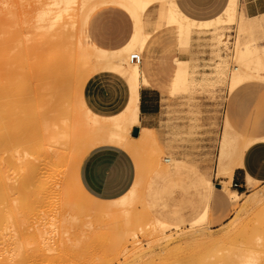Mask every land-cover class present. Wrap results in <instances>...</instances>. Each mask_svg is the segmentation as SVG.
Masks as SVG:
<instances>
[{"label":"rangeland","instance_id":"374dc122","mask_svg":"<svg viewBox=\"0 0 264 264\" xmlns=\"http://www.w3.org/2000/svg\"><path fill=\"white\" fill-rule=\"evenodd\" d=\"M50 1L0 0V32L2 30L4 32L7 24H10V22L15 25L12 26L10 24L12 26L10 27L13 28V33H11L12 30L9 27L10 33L6 32L4 35L2 34L3 32L0 33V83L6 82L4 84L6 85L13 78L11 83L8 84V86H12L13 88L8 87L9 91L5 94H1L0 92L1 95H4L3 97L0 95V108L2 109V111L0 109V117L3 116L4 118L5 116L4 119L1 117L2 125L6 126L5 131H7V128L10 130V128L15 127L22 116L27 121L31 120L28 123L33 125L36 123V120L30 113L35 112L34 115L37 118L38 116L44 117H39V122L37 119L40 133L43 134V129L47 125H51L50 128L49 126L46 128L48 136H51L53 132L55 134L54 137L58 135L57 142H50V146L52 147L50 150L56 148L59 151L61 150V152L63 151L60 158H57L58 160L52 154L53 151H51L45 155L48 162L46 159V161L42 160V158L41 161H37L40 158L35 155V151H33L35 148L29 147L34 152L32 154L31 150H28L29 148L27 149L26 147L29 143H24H27L26 140H21L23 141V145H26H24L26 147V149L24 148L25 151L23 150V145L18 147L17 144V148L15 147L19 141L15 139L13 141L15 148L9 152H7L9 145L2 143V140L0 141V154L2 152V156H0L2 163L0 162V166H2L3 162L4 164L7 162L5 160L7 157L11 158L10 162L9 160L7 162L8 165L3 164L4 168H1L6 174V183L8 182L7 184L11 185L10 181H12L13 184L19 175L22 176L27 172L26 174L30 175L32 181H30L29 185L31 187L28 186V190L34 191L38 195L40 194V198L45 202L40 204V207H37L40 211L38 212L36 209L37 214L32 216L33 220L32 218L31 220L34 223L31 220V223H25V226L17 223L19 227L16 225L14 227L16 230L13 228V231H16H12L13 234H17L18 230L23 229L21 228L22 226H24L25 229L23 231L26 230L25 232H27L26 228L30 227L28 231L30 233L32 231L34 234L32 233V236L29 233V235L34 239L37 237V228L41 227V231L46 230V233L44 232L43 236L41 235L37 238L41 239V237H44L43 239H45L46 237L45 241H49L50 244L56 241L55 235L59 236L61 230L67 231L64 232V240L71 239L70 243L68 241L63 244L64 251H62L64 253L54 249L53 251L56 252H53L55 253L54 256L52 250L51 252L44 250L45 252L42 251L37 255H32L30 264H40L41 260H43L41 264H58L59 262L60 264H241L244 261L243 257L245 253L246 255L248 253L247 251L256 248L259 243H264L262 235H260L264 231V177H262L261 173L253 172L251 175L258 182L248 178V182L244 183L242 187H235L231 182L230 188L242 192L237 208L232 207L226 194V202L229 206L220 204L218 198L222 192L219 190H214L213 197L209 199V202L205 198L208 190V181L213 182L214 189H216V185L222 179V173L226 169L237 165L241 146L244 147L245 136L247 138L254 137L259 133L250 130V127L256 108L259 105L264 107V80L256 81L238 90L234 89L236 90L235 92L228 87L230 69L233 64L237 63L235 60H232L235 38H238L241 43L251 44L255 43V38L258 36L255 32L247 33L239 28L240 24L246 25L250 22V16L245 15L240 19V22L236 20L234 24L227 25V20H224L228 15V6L226 4L223 11L214 18L195 20L184 14L180 10L176 2L177 0H175L178 10L181 11L178 15L182 20L187 21V24L191 28L189 29L190 47L180 49L179 42L182 29L179 25L171 23L172 21L169 22V17L166 18L165 16V10L170 4L172 5V0H158L151 8L149 7L150 9L148 8L149 11L147 9L146 13L141 14L142 35L146 38L143 47L144 51L143 48L141 49L136 46V48L127 54L137 53L141 55L142 61L140 67L143 73L142 64L150 62L151 53L155 52L159 61V68L153 66L155 75L153 81L155 83L157 80L161 81V83L157 84V89L161 94L166 96L162 100V130L156 133L157 151L152 149L151 151L149 149L143 151L131 144V142H134L132 140L134 128L126 134V132L120 133L116 127L118 119L116 115L122 112L128 104L130 96L129 83L109 68L93 71L83 64L87 63L85 62L86 59L80 56L82 53H85L88 41L106 50L123 46L133 30L134 18L131 16V13L126 6L122 5L121 0H95L94 2L87 0V3L83 7L89 8L91 3L92 5L90 6L91 9L89 8L90 10L85 8L86 12L81 10L83 7L80 8L81 6H79L81 5V0H75L74 3H76L77 7L75 4L72 5L73 8L75 6V10L72 9V11L66 14V17L53 20V18L55 19L53 17L55 11H51L53 9H51L52 2ZM47 2L48 5H46ZM234 3L237 13L240 16L244 14V11L240 9L239 0H234ZM47 9H50L49 14L47 13L48 16L42 18L40 13L42 12L41 14L43 15V12ZM5 10L6 12L8 10L9 12L14 11V14L10 13L14 15V18L12 16L8 18L7 15L9 16V14L7 12L6 15ZM77 10L83 11L84 14H80V11L78 12ZM73 17H75V20ZM62 19L66 20V22ZM144 19H149L150 23H145L143 28ZM218 20L220 21L217 22ZM256 20L260 24H264V17L258 16ZM37 25L38 27L40 25L42 27L38 28ZM10 38H14L12 42L9 41ZM60 45L61 47H59ZM11 46L12 51L9 49ZM25 46L27 53L22 51L23 49L25 50ZM74 49L77 50L75 51ZM71 50L74 52L72 53ZM11 52L16 54H11ZM66 53H70L73 56L71 57V55H67ZM11 57H14V64L6 65ZM184 57L188 59L186 62ZM26 60L28 61L26 62ZM70 61L72 62L70 63ZM54 62H58L59 65L61 64L59 71H62V73L67 72L64 73L65 75L59 76L60 78L58 79H55V76L51 74V71L54 70L51 64ZM2 68L7 70L6 73ZM8 68L14 72H10ZM48 70H50V75ZM15 71L17 72L15 73ZM21 72H24V74ZM19 75L20 78L18 77ZM21 75H24V77ZM48 82H51V84ZM18 84L19 87L17 88ZM21 84L24 85L23 90L20 88ZM43 84L45 85L42 88ZM55 86H58L57 90ZM142 86L147 85L144 82H140L138 90ZM244 89L255 92V94L247 96ZM25 92L26 95L24 94ZM11 93L16 96L11 95ZM27 95L28 97H26ZM33 95L35 97H32ZM58 99L57 106L56 101ZM13 100L18 102L14 103ZM21 102L23 105H21ZM38 103L41 105H38ZM25 106L26 108H24ZM85 107L94 114V117H88L87 108ZM5 108L7 111L11 109L9 116H6L7 112ZM17 108L24 109L19 111ZM15 109L18 111H15ZM24 111H29L30 113L26 112V114ZM37 112L39 113L37 114ZM46 112H49L48 115ZM13 113L18 114L19 119L16 115L13 117ZM61 115L63 116L62 118ZM227 116L232 122L233 129L241 137L234 131L226 128L228 126ZM59 118L61 119L59 120ZM64 120L66 121L65 124ZM261 120H264V116H262ZM14 121H17V123ZM2 122H0V126ZM14 123L15 125H12ZM53 123H55V126ZM244 129L249 130L246 131ZM57 130L61 132L59 133ZM62 130H66V132L63 133ZM65 133L67 134L65 135ZM61 134H63V137H60ZM124 136L126 138H123ZM1 145L6 147L3 148ZM98 146L120 147L132 156L135 168L133 183L125 193L116 198L100 199L92 196L80 182V164L86 154ZM258 148H264V142L254 143L244 152L243 160L246 159L247 164L249 163L247 160L248 154ZM17 149L22 150H18L19 152H17L19 156L20 154L22 155L18 157L19 159L21 158L20 161L23 160L21 162L24 165L17 159L18 153L15 152ZM26 150L28 153H26ZM23 152L26 155L28 154L27 157L32 156L24 161L22 159L25 158ZM261 153V155L254 158L252 163H254L256 168H260V171H264V152ZM13 154L15 158L12 156ZM51 154L52 156H49ZM168 156L172 157L174 161V165L170 166L169 169L170 171H174L173 175L172 172L171 174L165 173L170 164L165 162L164 158ZM32 157L33 159L35 157L37 159L35 161L38 163L31 159ZM15 160L18 161L16 162ZM26 160L31 162L27 163ZM157 162L158 164H156ZM26 166L27 168L25 169L24 167ZM7 168L11 170L8 171ZM39 173L42 175H39ZM9 175L12 179H9ZM54 181H56L55 184H58V186L54 184ZM43 183L47 185L44 187ZM36 185L37 187H35ZM253 199H257L258 203L253 202ZM2 205L0 204V210L5 209V204ZM204 207L207 208L204 218L196 222L195 220L199 218V213H201L200 211ZM46 208L47 211H45ZM60 208L61 210H59ZM2 210L1 212H3ZM55 210L58 211L55 218L57 221L56 230L59 227L58 232H55L51 223L53 220L51 217L55 213ZM127 210L130 212L129 217L138 221V226L133 225L128 227L125 225L124 213ZM46 213H50L51 216L47 214V217L44 218ZM234 219L236 222H234ZM39 220L42 221L37 222ZM158 220L165 222L169 227H160ZM230 221L233 224L238 222V225L232 226L233 224ZM227 222L228 225L226 224ZM31 224L32 227L35 224L33 229L30 226ZM198 224H201V226L198 227ZM38 225L40 226L38 227ZM230 227H236L235 230L232 229L234 233H232L233 231H229L231 230ZM49 228L52 229L50 230ZM127 228H130L131 231L135 230L136 232L133 231V234L136 237L129 233L130 229L126 230ZM48 229L51 233H49ZM8 231L10 229L6 232L8 233ZM218 232L219 236L217 235ZM224 232H226L227 238L223 237L221 240L224 242L222 243L220 242V237L224 236ZM221 233L223 234L221 235ZM49 234L52 236L50 235L49 237ZM125 234H129L130 236H127V238ZM199 237L202 240L205 238V240L201 242ZM194 239H198V241L195 240L196 242L193 241V243L191 240ZM206 240L208 242H205ZM215 240L220 244L213 242ZM185 243L190 246L192 243L191 248ZM30 246V248L34 246L36 248V245L34 244L33 246V243ZM262 250H264V247H262ZM32 251L31 253L36 250ZM68 251L72 253L70 254ZM42 253L43 255H40ZM59 254L62 257L61 261ZM72 257L75 259H71ZM47 260L49 261L47 262ZM58 260L59 262H57ZM32 261L33 263H31Z\"/></svg>","mask_w":264,"mask_h":264},{"label":"bare ground","instance_id":"6f19581e","mask_svg":"<svg viewBox=\"0 0 264 264\" xmlns=\"http://www.w3.org/2000/svg\"><path fill=\"white\" fill-rule=\"evenodd\" d=\"M39 1V0H38ZM44 1V0H43ZM87 0H81L80 1V3H81V5H79V6H81L80 8H82L83 6H85V4L87 3L86 2ZM91 2H94L95 0H90ZM156 1H158V0H121L120 2L122 3V5H124V6H126V8L129 10V12L131 13V16L134 18V23H135V29H134V33H133V35H132V37H130V40H129V42L127 43V44H125L123 47H121V48H119V49H115V50H106V49H102V48H99V47H97L96 45H94V44H92V43H88V47L87 48H85V53H82L80 56L81 57H83V58H85L86 59V61L85 62H87V63H83L84 65H86V66H88L89 68H91L93 71H95L96 69H102V68H109V69H111V71H113L114 73H116V74H118L119 76H121L122 78H124V79H126L127 80V82L129 83V86H130V96H129V100H128V104H127V106H126V108L122 111V112H120V113H118L116 116H118V119H117V123H116V127L118 128V131L120 132V133H124V132H126V134H128L130 131H131V129L132 128H135L136 126H139L140 125V109H139V102H140V94H139V90H138V84L140 83V82H144L147 86H149V83H148V81H147V79H146V77L144 76V74L142 73V71H141V67H140V63L138 64V63H135V62H132L131 61V55H132V53L131 54H127L128 52H131V50L132 49H134V48H136V46L137 47H139V48H143L144 47V42L146 41V38L142 35V18H141V14L142 13H144L149 7H151ZM229 1L230 0H228V2H227V10H228V15H227V17L226 18H224V20L226 19L227 20V25H232V24H234V22L237 20V22H240V19L242 18V17H244L245 15L247 16V14H246V12L244 11V14H241V16H240V14H238L237 13V10H235V3H234V0H231V2L229 3ZM49 2V1H48ZM48 2L46 3V5H48ZM50 2H52V5H51V3H50V5L53 7H51V9H53V10H51V11H55L53 14L55 15H53V17H55V19L53 18V20H57V19H61V18H63L64 16L66 17V14L67 13H69L70 11H72V9L73 10H75L74 8H75V6L77 7V5H76V3H74L75 2V0H51ZM77 2V1H76ZM96 2H98V1H96ZM100 3V2H99ZM75 4V6H74V8H73V6L72 5H74ZM126 4V5H125ZM45 5V4H44ZM91 5H92V3H91ZM90 5V6H91ZM121 5V4H120ZM78 6V7H79ZM90 6H89V8H90ZM123 6V7H124ZM46 8V7H45ZM50 8V7H49ZM85 8H88V7H85ZM85 8L83 7L81 10H83L84 12H86L85 11ZM88 8V9H89ZM32 9V8H31ZM91 9V8H90ZM89 9V10H90ZM33 10V9H32ZM50 10V9H49ZM49 10L47 9L45 12H43V15L40 13V15L42 16V18H44V16H48V14H49ZM81 10H79L80 11V14H84L83 13V11H81ZM87 10V9H86ZM11 11V10H10ZM38 11V10H37ZM36 11V12H37ZM78 11V10H77ZM78 11V12H79ZM5 12H6V10H5ZM7 12H8V14H9V16L7 15ZM6 12V15H7V17L9 18V17H13L14 18V11H12V12H9V10ZM25 12V11H24ZM33 12V11H32ZM77 12V13H78ZM177 12H178V8H177V6H176V3H175V0H172V5L170 4L169 5V7L165 10V16H166V18L167 17H169L168 19H170V21L169 22H171V23H174V24H176V25H179L180 26V28L182 29V33H181V37H180V42H179V44H180V46H179V48L180 49H187V48H189L190 47V41H189V28L188 27H186L185 26V24H183L182 22H181V20L179 19V17H178V15H177ZM10 13H13L12 15L10 14ZM48 13V14H47ZM75 13V12H74ZM47 14V15H46ZM50 14H52V12H50ZM27 15H29V14H27ZM73 15H75V14H73ZM49 16H51V15H49ZM70 16V15H69ZM258 16H261V17H264V14H260V15H256V16H250L249 17V23L248 24H246V25H239V28H241V29H243V31L244 32H247V33H251V32H255L256 34H258V36L255 38L256 39V41H255V43H251V44H247V43H241L240 42V40L237 38H235V42H234V47H233V54H232V60H235L237 63L236 64H233L232 65V68L230 69V74H229V80H228V87L231 89V90H234V89H237V88H239L240 86H243V85H245V84H248V83H254V82H256V81H259V80H264V24H260V22H258L256 19H257V17ZM29 17H31V16H29ZM36 17H37V15H36ZM39 17V16H38ZM52 17V16H51ZM18 18V17H17ZM32 18H33V15H32ZM40 18V17H39ZM72 18V17H71ZM81 18H82V15H81ZM16 19V18H15ZM49 19V18H48ZM73 19L75 20V17H73ZM10 20V19H9ZM42 20V19H41ZM63 20V19H62ZM61 20V21H62ZM74 20H73V22H74ZM80 20V19H79ZM11 21V20H10ZM9 21V22H10ZM19 21V20H18ZM18 21H16V22H18ZM23 21V20H22ZM31 21H32V19H31ZM44 21V20H43ZM51 21V20H50ZM61 21H59V22H61ZM63 21H65L66 22V20H63ZM14 22V21H13ZM34 22V21H33ZM38 22V21H37ZM57 22V21H56ZM52 23V22H51ZM76 23V22H75ZM81 23V22H80ZM10 24L12 25V26H15V25H13L14 23H12V22H10ZM9 23L7 24V27H6V30L3 32V30H2V32H0V33H2L3 35L4 34H6V32L7 33H10V31H11V33H13V28H11L12 26L10 25ZM53 24V23H52ZM55 24V23H54ZM59 24V23H58ZM82 24H83V22H82ZM11 26V27H10ZM22 26V25H21ZM73 26H75V25H73ZM85 26V25H84ZM8 27H9V29L11 28V30H8ZM37 27H38V25H37ZM42 26L40 25V27H38V28H41ZM70 27V26H69ZM20 28V27H19ZM58 28V27H57ZM75 28V27H74ZM54 29H55V27H54ZM65 29V28H64ZM25 30V29H24ZM70 30V29H69ZM72 30H73V28H72ZM76 30V29H75ZM18 31H20L19 29H18ZM30 31V30H29ZM74 31V30H73ZM33 32V31H32ZM63 32V31H62ZM71 32V31H70ZM14 33H16V32H14ZM22 34H23V32H21ZM51 33V32H50ZM58 35V34H57ZM64 35V34H63ZM36 36V35H35ZM45 36V35H44ZM48 36H50L49 34H48ZM69 37V36H68ZM23 38V37H22ZM27 38V37H26ZM14 38H10L9 39V41L10 42H12V40H13ZM29 39H31V38H29ZM56 39V38H55ZM54 39V40H55ZM21 40V39H20ZM52 40V39H51ZM63 40V39H62ZM70 40V39H69ZM72 40H73V37H72ZM8 41V42H9ZM18 42V41H17ZM22 42H24L23 40H22ZM55 42H57V41H55ZM59 42V41H58ZM25 43V42H24ZM31 43V42H30ZM42 43H44V42H42ZM14 44V43H13ZM16 44V43H15ZM32 44V43H31ZM64 44V43H63ZM11 45V44H10ZM17 45V44H16ZM35 45V44H34ZM62 45V44H61ZM61 45L59 46V47H61ZM20 46H21V44H20ZM33 46V45H32ZM83 46V45H82ZM19 47V46H18ZM37 47H39V46H37ZM22 48V47H21ZM25 48V50L23 49L22 51L23 52H26L27 50V48H26V46L24 47ZM80 48H81V45H80ZM9 49H11V51H12V46L9 48ZM15 49V48H14ZM72 49V48H71ZM18 50H19V48H18ZM75 50V49H74ZM77 50V49H76ZM75 50V51H76ZM16 51V50H15ZM72 51V53L74 52L73 50H71ZM82 51V50H81ZM21 52V51H20ZM69 52V51H68ZM12 53H14V52H11V54ZM19 53V52H18ZM27 53V52H26ZM31 53V52H30ZM33 53V52H32ZM14 54H16V53H14ZM59 54V53H58ZM67 54V53H66ZM69 55H71L70 53H68ZM67 54V55H68ZM135 54V53H134ZM34 55V54H33ZM140 55V54H139ZM13 56V55H12ZM73 55H71V57H72ZM79 56V57H80ZM141 56V55H140ZM188 56V55H187ZM32 57V56H31ZM34 57V56H33ZM58 57H59V55H58ZM57 57V58H58ZM76 57V56H75ZM80 57V58H81ZM14 57H11L10 58V61L8 62V63H6V65L8 64V65H12V63L14 62V59H13ZM18 58V57H17ZM21 58V57H20ZM24 58H25V56H24ZM35 58V57H34ZM66 58V57H65ZM70 58V57H69ZM36 59V58H35ZM67 59V58H66ZM82 59V58H81ZM184 59H185V62L188 60L187 58H185L184 57ZM31 60V59H30ZM32 60H33V58H32ZM68 60V59H67ZM77 60V59H76ZM28 60H26V62H27ZM72 61H73V59H72ZM72 61H70V63L72 62ZM18 62V61H17ZM32 62V61H31ZM46 62V61H45ZM74 62V61H73ZM22 63V62H21ZM34 63V62H33ZM14 64V63H13ZM42 64H43V62H42ZM17 65V64H16ZM25 65H26V63H25ZM50 65V64H49ZM52 65V67H54L53 69L54 70H52L51 71V74L53 75V76H55L54 78L55 79H58V78H60L61 77V75H65L64 73H67V72H64V73H62V71H59V69H60V65H59V63L57 62H54V63H52L51 64ZM50 65V66H51ZM65 65H67L66 63H65ZM76 65V64H75ZM83 65V66H84ZM10 67V66H9ZM13 67V66H12ZM17 67V66H16ZM70 67H71V65H70ZM73 67V66H72ZM82 67V66H81ZM1 68V67H0ZM26 68V67H25ZM33 68V67H32ZM38 68V67H37ZM48 68V67H47ZM84 68V67H83ZM9 69V71H10V68H8ZM17 69H18V67H17ZM16 69V70H17ZM20 69H21V67H20ZM49 69H51V68H49ZM2 70H4L5 71V73H6V71L7 70H5V68H2ZM24 70V69H23ZM22 70V71H23ZM27 70V69H26ZM31 70V69H30ZM35 70V69H34ZM33 70V71H34ZM106 70H108V69H106ZM18 71V70H17ZM17 71H15V73L17 72ZM49 71V75H50V70H48ZM67 71H69V70H67ZM10 72H14V71H10ZM25 73H26V71H24ZM24 72H21V73H23L24 74ZM4 73V74H5ZM8 73V72H7ZM14 73V74H15ZM33 73V72H32ZM31 73V74H32ZM36 73V72H35ZM45 73V72H44ZM47 74V73H46ZM8 75V74H7ZM28 75H30L29 73H28ZM43 75V74H42ZM70 75V74H69ZM21 76H23L24 77V75H21ZM26 76H27V74H26ZM31 76V75H30ZM37 76V75H36ZM40 76H41V73H40ZM52 76V77H53ZM60 76V77H59ZM71 76V75H70ZM70 76H69V78H70ZM0 77H1V75H0ZM7 77V76H6ZM13 77V76H12ZM16 77V76H15ZM19 78H20V75L18 76ZM18 78V79H19ZM22 78V77H21ZM36 78V77H35ZM72 78V77H71ZM13 79V78H12ZM11 79V80H12ZM28 79V78H27ZM37 79V78H36ZM41 79V78H40ZM9 80V79H8ZM7 80V81H8ZM11 80H9V83L8 84H10L11 83ZM39 80V79H38ZM37 80V81H38ZM45 80V79H44ZM21 81V80H20ZM23 81H25V80H23ZM33 81V80H32ZM36 81V82H37ZM47 81V80H46ZM26 82V81H25ZM25 82H23L24 84H26ZM30 82V81H29ZM36 82H34V83H36ZM39 82V81H38ZM83 82V81H82ZM6 83V82H5ZM5 83H0L1 85H0V92H1V94L2 93H7L9 90H8V87H12V86H8V84H6V85H4ZM33 83V82H32ZM49 83V82H48ZM56 83V82H55ZM54 83V84H55ZM4 86H3V85ZM20 84V83H19ZM19 84H18V86H17V88L19 87ZM46 84V83H45ZM45 84H43L42 85V88L44 87V85ZM49 84H51V82L49 83ZM16 85H17V83H16ZM22 85V84H21ZM20 85V88H22L21 90H23L24 89V85H22L21 86ZM26 85H28V84H26ZM31 85V84H30ZM46 85H48V84H46ZM2 86V87H1ZM37 86V85H36ZM30 87V86H29ZM41 87V86H40ZM52 87V86H51ZM56 87V86H55ZM58 87V86H57ZM57 87H56V90H57ZM13 88V87H12ZM14 88H15V86H14ZM17 88H15V89H17ZM19 88V89H20ZM35 88V87H34ZM45 88H47V87H45ZM10 89V88H9ZM31 89V88H30ZM41 89V88H40ZM27 90V89H26ZM50 90V89H49ZM55 90V89H54ZM12 91H14V90H12ZM18 91H20V90H18ZM25 91V90H24ZM28 91V90H27ZM26 91V92H27ZM15 92V91H14ZM23 92V91H22ZM26 92L24 93L25 95H26ZM34 92V91H33ZM38 92V91H37ZM41 92V91H40ZM46 92V91H45ZM58 92V91H57ZM10 93V92H9ZM17 93V92H16ZM59 93V92H58ZM0 94V95H1ZM19 94V93H18ZM39 94V93H38ZM37 94V95H38ZM61 94V93H60ZM11 95H13L12 93H11ZM10 94H9V96H11ZM31 95V94H30ZM35 95V94H34ZM32 96V97H35V96ZM4 95H1V97H3ZM13 96H16V95H13ZM13 96H12V98H13ZM49 96H51V95H49ZM53 96V95H52ZM58 96H59V94H58ZM82 96V95H81ZM26 97H28V95L26 96ZM8 98V97H7ZM11 98V99H12ZM19 98V97H18ZM46 98V97H45ZM49 98V97H48ZM59 98V97H58ZM6 99V98H5ZM11 99H10V101H11ZM20 99V98H19ZM25 99V98H24ZM35 99H37V98H35ZM51 99V98H50ZM60 99V98H59ZM59 99L56 101V103L59 101ZM2 100V99H1ZM8 100V99H7ZM21 100V99H20ZM49 100V99H48ZM5 101V100H4ZM9 101V100H8ZM7 101V102H8ZM14 101V100H13ZM36 101V100H35ZM44 101V100H43ZM47 101V100H46ZM61 101V100H60ZM3 102V101H2ZM1 102V103H2ZM15 102H18V101H14V103ZM23 102V101H22ZM21 102V105H23V103ZM4 103H6V102H4ZM9 103V102H8ZM10 103H13V102H10ZM26 103V102H25ZM47 103H48V101H47ZM55 103V102H54ZM53 103V104H54ZM60 103V102H59ZM27 104V103H26ZM26 104H24V105H26ZM29 104V103H28ZM31 104H32V102H31ZM35 104V103H34ZM12 105V104H11ZM17 105V104H16ZM38 105H41L40 103H38ZM57 106H58V103L56 104ZM84 105V104H83ZM3 106H5V105H3ZM18 106H20V105H18ZM17 106V107H18ZM27 106V105H26ZM26 106L24 107V108H26ZM32 106V105H31ZM52 106V105H51ZM85 106V105H84ZM6 107H7V105H6ZM10 107V106H9ZM12 107V106H11ZM21 107V106H20ZM30 107V106H29ZM54 107V106H53ZM8 108V107H7ZM13 108H14V106H13ZM24 108H21V109H19V108H17V109H19V111H21L22 109H24ZM31 108V107H30ZM34 108H35V106H34ZM57 108V107H56ZM85 108H87V107H85ZM1 109V108H0ZM6 109V108H5ZM4 109V110H5ZM17 109H15V111L17 110ZM29 109V108H28ZM3 110V111H4ZM32 110V109H31ZM38 110V109H37ZM43 110V109H42ZM45 110V109H44ZM54 110V109H53ZM57 110V109H56ZM1 111H2V109H1ZM11 111V109L9 110L8 109V111H7V109H6V116H9V114L11 113L10 112ZM18 111V110H17ZM36 111V110H35ZM39 111V110H38ZM55 111V110H54ZM10 112V113H9ZM13 112V111H12ZM25 112V111H24ZM26 112H29V111H26ZM25 112V113H26ZM41 112V111H40ZM1 113V112H0ZM4 113V112H3ZM30 113V112H29ZM33 113V114H32ZM34 113L35 112H31L30 114L31 115H33L34 117V119L36 120V123L35 124H33V125H31L30 123H28V122H30L31 120H29V121H27L26 119H25V117L24 116H22V117H20L21 119H20V121H18V123H17V121L15 122V123H17L16 125H15V123L14 124H12V125H15V127H12V128H10V130L7 128V131H5V128H6V126L4 127V125H2L3 124V122H2V118H3V116H1L0 117V122H2L1 123V126H2V128H0V141L2 142V143H4V144H6V145H9V147L7 148V152H9L10 150H13V148H17V144H18V147H21L22 145H23V141H21V140H26L27 141V143L26 142H24L25 144H28L29 143V145L28 146H26L25 144V146L27 147V149L29 148V147H34L35 148V150H33V151H35V155L38 157V158H40V159H35V157H34V159H33V157L31 158V159H33L34 161L35 160H37V161H41V158H42V160H47V158H45V155L47 154V152L49 153V152H51V151H53L52 152V154L54 155V157H56V159L58 158H60V155H61V153L63 152H61V150L59 151L58 149H56V148H53V149H51L50 150V148H52L51 146H50V142H57V137H58V135H56V137H54V132H53V136L51 135V136H48V134H47V129L46 128H48V126L49 125H47V127H45L44 129H43V134H41L40 133V129H39V125L37 124V119L40 117V116H38V118L36 117V115H34ZM39 112H37V114H38ZM47 113V112H46ZM49 113V112H48ZM48 113H47V115H48ZM87 115H88V117H92L94 114L87 108ZM5 114V113H4ZM27 114V113H26ZM1 115H3V114H1ZM12 115V114H11ZM14 115H16V113L14 114L13 113V117H15ZM18 115V114H17ZM16 115V117H18ZM29 115V114H28ZM44 115V114H43ZM59 115H60V113H59ZM20 116V115H19ZM42 116V115H41ZM63 116L61 115V118H62ZM94 117V116H93ZM4 118H5V116H4ZM3 118V119H4ZM6 118H8V117H6ZM26 118H28V117H26ZM40 118H44V117H40ZM45 118H47V117H45ZM61 118H59V120L61 119ZM10 119H11V117H10ZM18 119H19V117H18ZM8 120V119H7ZM7 120H6V122H7ZM42 120V119H41ZM9 121V120H8ZM40 120L38 119V122H39ZM44 121V120H43ZM5 121H4V123H6ZM12 122V121H11ZM42 122V121H41ZM48 122V121H47ZM65 120H64V124H65ZM68 122V121H67ZM227 122H228V120H227ZM8 123V122H7ZM7 123H6V125H7ZM32 123V122H31ZM45 123V122H44ZM9 124V123H8ZM47 124V123H46ZM54 124V126H55V123H53ZM228 124H229V122H228ZM37 127H36V126ZM67 125H68V123H67ZM67 125H65V126H67ZM0 126V127H1ZM8 126H10V125H8ZM7 126V127H8ZM44 126V125H43ZM51 126V125H50ZM50 126H49V128H50ZM58 126V125H57ZM11 127V126H10ZM52 128V127H51ZM57 128V127H56ZM60 129V128H59ZM52 130V129H51ZM51 130H49V131H51ZM59 133L61 132L60 130H57ZM52 132V131H51ZM62 132L64 133V132H66V130L65 131H63L62 130ZM139 134L137 135V136H133L132 137V140H134V142H131V144L132 145H134V147H136V148H138V149H141V150H145V149H149L150 151H151V149L152 150H155V151H157V148H158V143H157V140H156V138H155V133H154V130L153 129H150V128H146V127H142L141 129H140V132H138ZM57 134V133H56ZM67 133H65V135H66ZM60 137H63V134H61V136ZM2 138V139H1ZM123 138H126V136H124ZM15 139H17V140H19L17 143H16V145H15V143L13 142V141H15ZM59 139V138H58ZM256 140L258 141V140H264V137H259V138H257V137H255V138H245L244 139V149H246V148H248L252 143H254V142H256ZM1 143V144H2ZM15 145V147H14V145ZM24 145H23V150H24V148L26 149V147H24ZM1 146H3V145H1ZM4 147H6V146H3V148ZM6 149V148H5ZM19 149H21V148H19ZM19 149H17L15 152L16 153H18L19 151H22V150H19ZM32 149V148H31ZM30 148L28 149V150H31ZM2 150V149H1ZM19 150V151H18ZM148 150V151H149ZM18 151V152H17ZM25 151V150H24ZM32 150H31V152H32V154H34V152H33ZM148 151H146V152H148ZM4 152V151H3ZM22 153V152H21ZM24 154H25V152H23ZM26 153H28L27 152V150H26ZM1 154H2V152H1ZM0 154V156H2ZM52 154L51 155H49V156H52ZM149 154V153H148ZM4 155H7V154H4ZM16 155V154H15ZM28 155V154H27ZM27 155L25 154V158H22V159H24V161H25V159H27V158H30L31 156H28L27 157ZM10 156V155H9ZM12 156H14V154L12 155ZM19 156V153H18V155H17V157ZM20 156H22L21 154H20ZM19 156V157H20ZM34 156V155H33ZM151 156V155H150ZM149 156V157H150ZM4 158H5V156H3ZM19 157L17 158L19 161H20V159H19ZM47 157V156H46ZM13 158V157H12ZM14 158H15V156H14ZM50 158V157H49ZM154 158V157H153ZM1 159V158H0ZM3 159V158H2ZM11 159V158H10ZM10 159H9V157H7L5 160H7V162H8V160H9V162H10ZM53 159V158H52ZM57 159V160H58ZM156 159V158H155ZM155 159H153V160H155ZM17 160V161H18ZM45 160V161H46ZM49 160H51V159H49ZM55 160V159H54ZM3 161V160H2ZM16 161V160H15ZM16 161V162H17ZM21 161H23V160H21ZM20 161V162H21ZM33 161V162H34ZM37 161H35V162H37ZM157 161V160H156ZM164 161L165 162H168L170 165H169V168H167L166 169V171H165V173H167V174H171V172H172V175L174 174V171H170L169 169H170V166H173L174 165V161H173V159H172V157H170V156H168V157H165L164 158ZM0 162H1V160H0ZM7 162H5V164L6 165H8V163ZM14 162V161H13ZM26 162L28 163L29 161H27L26 160ZM25 162V163H26ZM31 162V161H30ZM29 162V163H30ZM47 162H48V160H47ZM46 162V163H47ZM51 162V161H50ZM2 163V162H1ZM38 163V162H37ZM153 163V162H152ZM3 164H4V162H3ZM3 164H1L2 166H0V204L2 205V204H5V209L3 208V212H1V210H0V239L2 238V240H0V264H30V259H31V257H32V255L34 256V255H37V254H39L40 252H42V251H44V250H46V252L49 250L50 252H51V250H52V253L53 252H55V251H53L54 249L56 250L57 249V251L58 250H60L62 253H64L63 251H64V246H63V244H65L66 242H68L69 241V243H70V240L71 239H67V241L66 240H64V232H67V231H63V230H61L60 231V233H59V236H57V235H55V233H54V235L56 236V241L54 242V243H52V244H50L49 243V241H45V239H46V237H45V239H43L42 237H41V239L39 238H37L38 236L40 237L44 232L46 233V230L45 231H41V227L40 228H37V231H36V235H37V237L36 238H32V236H33V232L31 231V233L28 231V228H30V227H28V228H26L27 229V232H25V231H23L25 228H24V226H25V223H31L30 222V220H31V218H32V216H34L35 214H37L36 213V209H37V207L40 205V204H42V203H45L44 201H43V199L42 198H40V194L38 195L36 192H34V191H30V190H28V186H30L29 184H30V181H31V177H30V175L28 176L26 173L27 172H25L22 176H20L19 174V177L17 178V180H16V182H14L13 184H12V181H10V184L11 185H9V184H7L6 183V181H5V178H6V174L4 173V170L3 169H1V168H4V165ZM14 164V163H13ZM21 164H23L22 162H21ZM43 164V163H42ZM156 164H158V162L156 163ZM24 165V164H23ZM41 165V164H40ZM10 166H12V165H10ZM27 166H31V165H27ZM27 166L26 167H24L25 169L27 168ZM44 166V165H43ZM14 167V166H13ZM11 169H13L12 167H10ZM6 169V168H5ZM10 169V170H11ZM32 169V168H31ZM44 169H46V168H44ZM7 170L8 171H10L8 168H7ZM18 170H20V169H18ZM18 170H15V171H18ZM35 170H36V168H35ZM21 171V170H20ZM26 171V170H25ZM32 171H33V169H32ZM45 171V170H44ZM6 172V171H5ZM14 172V171H13ZM24 172V171H23ZM22 172V173H23ZM35 172V171H34ZM41 172H42V170H41ZM36 173V172H35ZM35 173H34V175H35ZM44 173V172H43ZM46 173V172H45ZM5 174V175H4ZM14 174V173H13ZM17 174V173H16ZM37 174V173H36ZM41 173H39V175H40ZM17 175V176H18ZM42 175V174H41ZM11 176H13L12 174H11ZM14 176H15V174H14ZM44 176V175H43ZM222 179H221V185H222V188L223 189H225L226 191H227V193H228V195H229V198L231 199V201H232V207L233 208H237L238 207V201H239V199H240V196H241V193H239V192H236V191H231L230 190V188H229V182H230V180H231V177H232V173L231 172H225V173H223L222 175ZM39 177V176H38ZM50 177V176H49ZM54 177V176H53ZM11 177H10V175H9V179H10ZM12 179V178H11ZM14 179H15V177H14ZM53 179H55V178H53ZM57 179H59L58 177H57ZM35 180V179H34ZM45 180V179H44ZM43 181V180H42ZM32 182V181H31ZM43 182H45V181H43ZM206 182V181H205ZM56 183V181H54V184ZM36 184V183H35ZM50 185H51V183H49ZM43 185H44V187L47 185H45V183H43ZM56 185V184H55ZM56 186H58V184L56 185ZM217 186V188H220V186H219V184H217L216 185ZM31 187V186H30ZM33 187V186H32ZM35 187H37V185L35 186ZM48 187V186H47ZM212 187H213V182H211L210 180L208 181V190H207V194H206V198H205V200H208V202H209V199H210V196H211V191H212ZM52 188V187H51ZM30 189V188H29ZM37 189V188H36ZM58 190H59V188H57ZM31 190H33V189H31ZM36 191V190H35ZM41 193V192H40ZM43 193V192H42ZM42 199V200H41ZM45 199V198H44ZM48 201V200H47ZM253 202H256V203H258L257 201V199H253L252 200ZM206 203H207V201H206ZM47 204V203H46ZM50 204V203H49ZM52 204V203H51ZM60 204H61V202H60ZM208 204V203H207ZM3 206V205H2ZM50 206V205H49ZM51 206H53V205H51ZM55 206V205H54ZM1 207V206H0ZM40 207V206H39ZM45 207V206H44ZM61 207H62V204H61ZM207 207H208V205H207ZM41 208H43L42 206H41ZM48 208V207H47ZM47 208H46V210L45 211H47ZM206 207H204L203 208V210L202 211H200L201 213H199V218H197V220H195L196 222H198V220L200 221V220H202L203 218H204V216H205V213H206ZM38 210V209H37ZM43 210H44V208H43ZM58 210V209H57ZM57 210H55V213L53 214L52 212V219H50V220H52V228H54V230H55V232H58L59 231V227H58V230H56V227H57V221H56V216H57ZM59 210H61V208L59 209ZM235 210V209H234ZM40 211V209L38 210V212ZM48 212H49V210H48ZM209 212V211H208ZM40 213H42V212H40ZM129 211L127 210L125 213H124V223H125V225L126 226H133V225H136V226H138L137 225V223H138V221L137 220H133L132 218H130L129 217ZM44 214V213H43ZM47 214L48 213H46V216L44 215V218L45 217H47ZM50 214V213H49ZM48 214V215H49ZM40 215V214H39ZM50 216H51V214H50ZM209 216V215H208ZM207 216V217H208ZM37 217V216H36ZM39 217V216H38ZM198 217V216H197ZM50 218V217H49ZM35 219V218H34ZM37 219V218H36ZM43 219V218H42ZM195 219V218H194ZM207 219V218H206ZM237 219V218H236ZM32 220H33V218H32ZM31 220V221H32ZM49 220V219H48ZM47 220V221H48ZM64 220V219H63ZM238 220V219H237ZM40 221H42V220H39V221H37V222H40ZM60 221H61V218H60ZM45 222H46V219H45ZM193 222V221H192ZM191 222V223H192ZM234 222H236V220L234 219ZM17 223H20L19 225H21V224H23L24 226H22L21 228H23V229H21V230H18L17 231V234H13V232H16V231H13L14 229L16 230V228H14V227H16V225H17ZM32 223H34V221H32ZM48 223V222H47ZM59 223V222H58ZM200 223V222H199ZM230 223H231V221H230ZM169 224V223H168ZM193 224V223H192ZM227 225H228V222L226 223ZM231 224H233V223H231ZM230 224V225H231ZM236 224V225H235ZM35 225V224H34ZM34 225H33V227H34ZM49 225H51V224H49ZM53 225H54V227H53ZM158 225L160 226V227H162V228H165V227H169V225H166V223L165 222H163V221H160V220H158ZM194 225V224H193ZM237 226L238 225V222L237 223H234L232 226ZM2 226H4V227H2ZM31 227H32V224L30 225ZM40 225H38V227H39ZM44 226H45V224H44ZM43 226V227H44ZM59 226V225H58ZM192 226V225H191ZM196 226V225H195ZM194 226V227H195ZM199 226H201V224L199 225L198 224V227ZM2 227V228H1ZM17 227H19L18 225H17ZM33 227H32V229H33ZM42 227V228H43ZM49 227V226H48ZM193 227V226H192ZM223 227V226H222ZM221 227V228H222ZM14 228V229H13ZM46 228V227H45ZM44 228V229H45ZM51 228V229H52ZM142 228V227H141ZM141 228H139V229H141ZM227 228H229V227H227ZM231 228V230H229V229H226V230H229V231H233V230H235L236 229V227L235 228H232V227H230ZM8 229H10V231H8V233L6 232ZM18 229V228H17ZM43 229V230H44ZM47 229V228H46ZM50 229V228H49ZM48 229V230H49ZM50 229V230H51ZM130 228H127L126 230H129ZM218 229V228H217ZM233 229V230H232ZM34 230H35V228H34ZM47 230V231H48ZM49 230V233H51V231ZM126 230H125V232H126ZM13 231V232H12ZM133 231H135V230H133ZM133 231H131V229H130V232L129 233H131V234H133L134 232ZM223 231V230H222ZM221 231V232H222ZM5 232V233H4ZM124 232V233H125ZM136 232V231H135ZM29 233L30 234H32V236L31 235H29ZM225 234H224V236L222 235L223 233H221V237H220V242H224V241H222L221 239H223V237H226V232H224ZM227 233H231V232H227ZM232 233H234V231L232 232ZM50 235L51 234H49V237H50ZM210 235V234H209ZM218 236H219V232H218V234H217ZM260 235H262V241H264V231H262V234H260ZM2 236V237H1ZM43 236V235H42ZM52 236V235H51ZM54 236V237H55ZM127 236H130L129 234H125V237H127ZM133 236H135L134 234H133ZM211 236V235H210ZM209 236V237H210ZM35 237V236H34ZM57 237H58V239H57ZM136 237V236H135ZM214 237V236H213ZM128 238V237H127ZM200 238V240H201V242L202 241H204L205 240V238H204V240H202L201 239V237H199ZM227 238V237H226ZM130 239V238H129ZM211 240H213L212 238H210ZM50 240V239H49ZM75 240V239H74ZM196 239H194V240H191L192 242L193 241H195ZM208 240V239H207ZM205 241V242H208V241ZM51 241H53L52 239H51ZM190 241V242H191ZM196 241H198V239L196 240ZM195 241V242H196ZM64 242V243H63ZM211 242V241H210ZM213 242H216V240L215 241H213ZM32 243H33V246H34V244L36 245V248H35V246L33 247V248H30L31 246L30 245H32ZM55 243H56V245H55ZM194 243V242H193ZM217 244L219 243V242H216ZM221 243V244H222ZM185 244H187V243H185ZM203 244V243H202ZM220 244V243H219ZM210 245H212V244H210ZM185 247H186V245H184ZM187 246L188 247H190L191 248V246H192V243H191V246L190 245H188L187 244ZM262 247H264V243H259L258 245H257V247L256 248H253V249H251V250H249V251H247L248 253H247V255H246V253H245V255H244V261H242V263L241 264H262V262H264V250H262ZM29 248H30V250L32 251H34V249L36 250L35 252H33V253H31V251L29 250ZM177 248V247H176ZM176 248H175V250H176ZM198 248V247H197ZM205 248V247H204ZM192 249H193V247H192ZM249 249V248H248ZM63 250V251H62ZM45 252V251H44ZM49 252V253H50ZM61 252H59V253H61ZM69 253H70V251H68ZM49 253H47V254H49ZM56 253V252H55ZM55 253H53L54 254V256H55ZM72 253V252H71ZM70 253V254H71ZM52 254V255H53ZM68 254V253H67ZM69 254V255H70ZM242 254V253H241ZM40 255H43V253L42 254H40ZM61 255H63V254H61ZM66 255V254H65ZM73 255V254H72ZM75 255H76V253H75ZM71 256V255H70ZM38 257H40V256H38ZM38 257H37V259H38ZM44 257V256H43ZM50 257V256H49ZM59 257H60V261H61V256H60V254H59ZM67 257H69V256H67ZM76 257V256H75ZM48 258V257H47ZM52 258H54V257H52ZM243 258H242V260H243ZM33 259H34V257H33ZM58 259V258H57ZM71 259H75V258H71ZM70 259V260H71ZM202 259V258H201ZM36 260V259H35ZM40 260V259H39ZM50 260H51V258H50ZM54 260H55V258H54ZM42 262H43V260H41ZM49 260H47V262H48ZM72 261V260H71ZM197 261V260H196ZM41 262V263H42ZM51 262V261H50ZM52 262H55V261H52ZM57 262H59V260L57 261ZM187 262H188V260H187ZM201 262H202V260H201ZM31 263H33V261L31 262ZM40 263V264H41ZM45 263H46V261H45ZM33 264H36V263H33ZM51 264V263H50ZM58 264H60V262L58 263ZM239 264V263H238Z\"/></svg>","mask_w":264,"mask_h":264},{"label":"crops","instance_id":"0c3cea01","mask_svg":"<svg viewBox=\"0 0 264 264\" xmlns=\"http://www.w3.org/2000/svg\"><path fill=\"white\" fill-rule=\"evenodd\" d=\"M176 2L180 10H182V12L186 14L188 17L195 20H209L211 18H214L223 11L228 0H177ZM239 5H240V9L245 11L248 16H256V15L264 14V0H239ZM149 9L147 11H149ZM179 12L181 11L178 10L177 15L179 14ZM178 17L181 20V22L185 24L186 27L191 29L187 24V21L182 20L179 15ZM219 21L220 20H218L217 22ZM145 23L149 24L150 20L149 19L143 20V28ZM134 29H135V23L133 25V30L131 32V35L129 36L127 41L123 44V46L129 42L130 37H132L134 33ZM88 43H92V42L88 41ZM151 54L152 56L150 62H145L142 64L144 69L143 74L146 77L149 86H142L141 89L139 90L140 125L136 126L135 128H137L138 132H140V129L142 127L153 129L156 138L157 135L156 133L162 130V100L163 98H166V96L161 94V92L157 89L158 88L157 84L161 83V81L157 80L158 82L156 81V83L153 81V77L155 76L153 71V66L155 68H159V61L154 51ZM249 84L252 83H248L243 86ZM243 86H240L239 88ZM239 88H237L236 90H238ZM236 90H234L233 92H235ZM244 90L246 91L247 96L255 94V92L249 91L247 89ZM259 106L255 110L254 118L251 122V127H250L251 128L250 130L259 133H257L258 134L257 136L249 137V138L264 136V125H262V123H264V120L260 121L262 116H264V107H262V105ZM227 120L229 124L228 126H226V128L228 130L234 131L238 136H240V134L233 129L232 122L229 117L227 118ZM245 138L247 137L245 136ZM257 142H264V140H258L254 143ZM248 148L244 149V147L241 146L237 165L235 167L228 168L223 172V173L225 172L232 173L229 186L232 182L233 186L242 187L244 183L248 182V178H251L255 182H258L254 177H252L251 173L253 172L261 173L262 177H264V171H260V168L258 167L256 168L254 163H252L255 157L261 155L262 154L261 152H264V148H258L250 152L247 158L249 163L247 164L246 159L243 160V154ZM255 170H258L260 172ZM134 177H135V168H134V162L132 156L126 150L116 146L95 147L86 154L79 168V179L85 190L92 196H95L100 199H112L122 195L132 185ZM219 186L220 188L214 189V184H213L210 199L213 197L214 190H219L222 192V194L218 198V202L222 205L229 206L228 203L226 202V196H227L228 201L232 205V201L229 198L227 191L222 188L221 182L219 183ZM230 190L242 193L241 191H238L233 188H230Z\"/></svg>","mask_w":264,"mask_h":264},{"label":"built area","instance_id":"2783aa9c","mask_svg":"<svg viewBox=\"0 0 264 264\" xmlns=\"http://www.w3.org/2000/svg\"><path fill=\"white\" fill-rule=\"evenodd\" d=\"M131 61L139 64L141 63L142 58L139 54L135 53L131 55Z\"/></svg>","mask_w":264,"mask_h":264},{"label":"water","instance_id":"95a60500","mask_svg":"<svg viewBox=\"0 0 264 264\" xmlns=\"http://www.w3.org/2000/svg\"><path fill=\"white\" fill-rule=\"evenodd\" d=\"M137 134H138V130H137V128H134L132 131V135L137 136Z\"/></svg>","mask_w":264,"mask_h":264}]
</instances>
